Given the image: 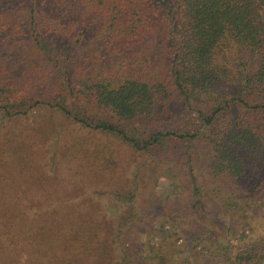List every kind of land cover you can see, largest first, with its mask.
Here are the masks:
<instances>
[{"label":"trees","instance_id":"trees-1","mask_svg":"<svg viewBox=\"0 0 264 264\" xmlns=\"http://www.w3.org/2000/svg\"><path fill=\"white\" fill-rule=\"evenodd\" d=\"M171 96L195 113L194 133L158 128ZM45 110L80 135L112 139L69 132L55 142L64 164L108 178L105 193L127 201L119 216L106 219L93 196L65 202L73 191L53 182L56 154L38 153L50 136ZM0 128V264H169L134 249L137 174L117 178L111 146L150 157L194 139L207 146L212 201L233 227L221 244L182 248V264H264V234L249 236L264 208V0H0ZM71 175L65 184L85 196L88 179Z\"/></svg>","mask_w":264,"mask_h":264},{"label":"rangeland","instance_id":"rangeland-1","mask_svg":"<svg viewBox=\"0 0 264 264\" xmlns=\"http://www.w3.org/2000/svg\"><path fill=\"white\" fill-rule=\"evenodd\" d=\"M181 108L187 110L184 103L178 102L171 96L158 113L156 118L158 128L175 133H194L199 126L194 121L195 113L187 117V113L182 112ZM45 111L41 113V119L45 123H50V136L45 142L44 150L41 149L38 153L42 159L44 156L51 157L54 153L56 154L57 166L54 167L53 172L57 170V175L53 182L56 186H64L73 191L72 196L64 201L74 204L86 196H93L94 201L101 206L102 215L106 219L119 216L125 209L127 201L123 199L120 201L112 194L105 193H111L110 186L105 184L108 178L105 175L99 177L93 174L90 180L87 171L80 169L79 164L72 166L64 164L63 156L57 150V144L60 142L58 140L57 143L55 142L62 133L69 132L79 141L85 139L90 142L100 141L104 144L105 141H112V139L101 137L94 132H84L80 135L76 127L54 123L47 110ZM34 115L35 113L32 116ZM0 132L3 133L4 130L0 128ZM39 138L36 136V147L41 143L44 144L42 133L39 134ZM117 143L118 145L111 146L117 152L116 155L114 154L116 159L122 164L117 178L125 181L137 174L134 206H132L135 218H132L133 224L128 226L126 231L129 233L134 249L140 251L143 258L153 259L155 262L165 259L169 264L172 262L182 264L184 256L178 255L182 248L192 247L198 241L201 247L211 248L212 245L221 244L231 237L228 228L233 227V223L221 216L216 204L212 201L208 175L211 159L208 158L207 146L203 141L199 139L190 142L177 141L163 148L164 155L154 151L150 157L149 155L138 157L128 145ZM41 163L45 164L43 161ZM47 164L50 165L49 162ZM74 173L77 174L73 176L75 178L88 179L82 187L88 188L85 196L75 197L73 193L76 187L73 182L68 186L65 184L66 178L72 176L71 174L75 175ZM80 173L83 178L79 176ZM47 175H52V172L48 171ZM257 186L256 190L250 189L251 196L258 201L256 195L263 193V177ZM194 188H197L200 194L195 195ZM257 207L256 213L252 215L250 237L264 234L263 204L259 203Z\"/></svg>","mask_w":264,"mask_h":264}]
</instances>
